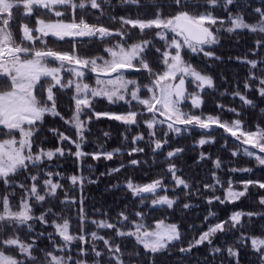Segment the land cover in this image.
Here are the masks:
<instances>
[{"label": "snow or ice", "instance_id": "6c2138e0", "mask_svg": "<svg viewBox=\"0 0 264 264\" xmlns=\"http://www.w3.org/2000/svg\"><path fill=\"white\" fill-rule=\"evenodd\" d=\"M117 7L135 8L137 14L117 15ZM247 10L254 20L246 19ZM244 29L257 37L247 54L235 57L247 66V75L241 83L220 74L218 85L208 61L223 57L211 49L219 45L222 33ZM49 37L69 50L49 46ZM95 45L100 47L93 52ZM220 88L221 97L238 98L239 106L217 101L218 112L236 118L221 120L218 114L203 112L204 94ZM64 96L71 101L68 116L60 110ZM101 98L127 110L99 111ZM188 101L192 110L185 111L182 105ZM258 101L264 103V0L259 6L253 0H0V264H159L157 257L172 255L173 248L191 254L201 247L206 253L196 264H225L217 256L240 264L243 248H250L256 264H264V225L255 224L264 221V195H256L258 211H245L235 203L248 198L250 187L264 191V179L234 180L228 175L222 180L217 174L220 157L213 159L204 151L195 163L211 161L208 176H185L182 162L176 161L186 149L173 146L196 129L204 134L193 143L210 145L215 138L209 133L219 125L238 142L230 149L233 157L242 154L264 165V119L249 126L243 118L246 110L257 108L264 116ZM102 117L137 129L130 147L106 150L100 144L98 150H83L91 124ZM48 118H58L72 135L45 127ZM49 137L55 139L53 146H46ZM125 154L127 162L121 160L95 179L92 165L85 169V158L111 161ZM134 154L148 159H132ZM68 157L76 161L71 174L56 163ZM149 161L152 167L163 165L155 178L141 183L128 175L122 183L107 185L106 190L130 194L131 206L125 203L114 213L106 208L86 211V185L128 167L149 166ZM234 172L251 173L253 168L229 169ZM194 198L206 202L209 210L199 228L188 225L193 235L185 241L178 222H170L167 215L156 218L155 213L198 207ZM214 202L235 210L222 219L211 210ZM72 205L75 230L68 215ZM230 234L231 243L216 242ZM175 264L185 261L180 258Z\"/></svg>", "mask_w": 264, "mask_h": 264}, {"label": "trees", "instance_id": "16d2710c", "mask_svg": "<svg viewBox=\"0 0 264 264\" xmlns=\"http://www.w3.org/2000/svg\"><path fill=\"white\" fill-rule=\"evenodd\" d=\"M113 3H116V0H113ZM254 6H259V0H253ZM232 11H236L235 8L231 9ZM115 14L117 15H131L133 17L137 14V9L135 8H120L117 7L114 9ZM141 11L145 13H149L151 9L144 8ZM219 14L223 15L224 13L221 11ZM246 19L249 21L254 20L255 16L251 13L250 10L245 12ZM104 23H108L104 21ZM149 35H151L149 33ZM139 38V37H137ZM257 37L249 33L248 30H237L234 34H221L220 43L218 46L212 48L211 50L215 51L218 56L223 57L221 61H208V63L212 64V74L217 77V84H221L219 80V75L223 74L228 77L230 82H235L238 78L240 82H243L244 77L247 75V66L240 61H237L235 57L240 56L243 57L245 54L249 52V50L253 47V41ZM49 46L59 47L61 50H69L70 46L67 44L57 46L54 44V41L49 37L48 38ZM39 46V45H37ZM99 45H95L92 49L93 52L99 49ZM232 57L233 59H229ZM252 58V57H249ZM193 63H197L196 59H193ZM92 77L89 78V80ZM229 87V91H231L230 85H225ZM195 89H193L194 91ZM243 90V89H241ZM223 91V88H220L218 91H208L204 94L205 103L201 106L204 113H211L213 115H220L221 120H230L236 118L231 116L226 111L218 112L216 108V102L227 104L230 106H239L238 98L233 101L230 96L221 97L219 92ZM67 95H70L67 94ZM250 98H255V94H252ZM60 110L64 113L65 116H68L70 113L67 111L71 101L66 98V96L62 97L59 101ZM260 107H264V103L259 102ZM184 110L189 111L192 110L190 108V101L183 105ZM96 109L99 111H115L121 112L126 111V106L120 105H110L105 99L101 98L97 101ZM195 114H199L197 111ZM248 125L251 126L254 123L259 122L261 119H264V116L259 112V108L256 110L248 109L246 110V115L243 117ZM45 127H59L61 131H65L69 135H72V132L69 128L65 127L62 122L58 118H48L46 121ZM92 134L88 138L87 146L84 147V151L91 152L98 150L100 144L104 146L106 150H112L117 147L126 148L130 147V137L134 135L137 131L135 127L130 130L126 129L125 126L114 119L109 118H100L98 121H94L91 124ZM216 129L215 131H210V135L214 137V142L210 145L200 146L194 144L193 142L199 138L200 135L204 134V132L200 129H196L191 134L185 133L182 137L178 139V141L173 142V146L183 145L186 149L185 154L176 162L181 164L184 168V175L191 176L197 175V178L208 176V169L212 167L211 161H205L200 164L195 163L196 157L199 155L201 151L210 152L213 154V159L217 156L220 157L222 161V168L218 171V175L221 179H225L228 175H231L234 180L239 179H264V165L255 164L254 158L243 156L242 154L236 157L231 155L230 149L237 147V143L235 138L231 136L230 133H226L223 129L219 128V126L213 127ZM143 131V128L140 129ZM107 132L108 136L105 137L104 133ZM123 134V135H122ZM42 135H47V133H42ZM128 135L129 140L124 141L123 136ZM225 140H227V145L225 146ZM55 144V139L49 137V143L46 146H53ZM68 147L67 144L64 145ZM141 147H145L144 144H140ZM167 150V149H166ZM74 151V148H73ZM145 152L148 153V148L145 147ZM132 159H148V156H136L135 154L131 157ZM129 159L128 155L124 156H114L111 161L105 160L101 158L100 160H92L90 157L84 159L85 169L87 171V165H92L93 169V179L95 176L101 172H105L109 168L117 167L118 162L123 160L127 162ZM159 160V158H158ZM58 164H62L63 167L60 171H64L66 174H71L76 171V161L72 157H68L64 160L56 161ZM163 167L162 164L157 163L154 167L151 166V161H149V166L141 165L139 168L134 169L131 167L125 168L118 175L113 174L111 177H102L99 183L86 185L85 194H86V203L85 209L87 212L91 213L93 208H106L110 213H114V211L121 205L127 203L131 206L134 203L133 198H131L130 194H127L123 191V189H107V185L123 182L128 175H132L135 180L138 182H147L150 179L155 178L156 173ZM244 167H252L253 172L244 173V172H234L229 173V169L231 168H244ZM144 173L148 175L145 176ZM210 182V181H207ZM167 183V180L165 181ZM171 186V185H169ZM226 187V185H225ZM171 195V193H169ZM217 195L222 196L221 191H217ZM261 194L264 195V191L259 190L258 188L249 189V196L247 199L241 198V201L235 202L236 206L245 210V211H258L260 210L259 205L256 203V195ZM127 196V199L125 197ZM194 204L199 205L198 207L191 208L189 210H181L179 206H176L174 211H170L167 213L157 212L155 213L156 218H160L161 215L169 216L170 222H178L181 225V231L185 233L184 240L187 241L193 235V229L188 228V225H196L198 228L201 226V222L203 220V216L207 214L209 210V206L202 199H193ZM71 211L68 212V215L73 217L71 223L73 225V230H75V226L77 225V221L75 219V205L70 206ZM211 210L216 212L220 218H224L231 211L235 210L231 205L225 203V205H219L214 202L211 206ZM214 222V221H213ZM255 224L257 226L264 225V221L256 220ZM206 226V224L204 225ZM37 230L39 226H37ZM51 231V229H47ZM22 238L23 234H22ZM227 240L228 243H231L232 236L231 234L227 238H218L217 243H221L223 246V241ZM131 244V241H128ZM178 247V246H177ZM172 255L164 254L157 257L159 264H175L177 259L183 258L185 264H196L198 259H202L205 256L206 249L201 247L199 249L193 250L191 254H180L176 248L171 250ZM211 259V256L208 257ZM217 260L224 259L225 264H229V261L226 257H216ZM240 264H256V257L254 253L250 250V248H243L240 253Z\"/></svg>", "mask_w": 264, "mask_h": 264}, {"label": "rangeland", "instance_id": "374dc122", "mask_svg": "<svg viewBox=\"0 0 264 264\" xmlns=\"http://www.w3.org/2000/svg\"><path fill=\"white\" fill-rule=\"evenodd\" d=\"M244 30H247V29H244ZM93 79H94V78L90 79L89 82H90V83L93 82ZM189 91H193V88L189 87ZM182 107H183V105H182ZM185 111H186V110H185ZM216 126H219V125H213V127H216Z\"/></svg>", "mask_w": 264, "mask_h": 264}]
</instances>
